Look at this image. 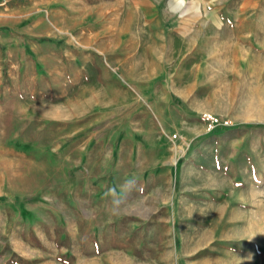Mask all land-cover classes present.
<instances>
[{"label":"rangeland","instance_id":"374dc122","mask_svg":"<svg viewBox=\"0 0 264 264\" xmlns=\"http://www.w3.org/2000/svg\"><path fill=\"white\" fill-rule=\"evenodd\" d=\"M221 121L264 124V0H0V264H264Z\"/></svg>","mask_w":264,"mask_h":264},{"label":"trees","instance_id":"16d2710c","mask_svg":"<svg viewBox=\"0 0 264 264\" xmlns=\"http://www.w3.org/2000/svg\"><path fill=\"white\" fill-rule=\"evenodd\" d=\"M234 129H264V124H240L236 126H229V125H225L224 122L221 121L216 125L215 129L211 131L209 134L201 135L196 140H194L192 142V147L199 146L209 137L220 135L228 130H234ZM179 169H180L179 167L176 169V186H178L179 183V177H178Z\"/></svg>","mask_w":264,"mask_h":264},{"label":"crops","instance_id":"0c3cea01","mask_svg":"<svg viewBox=\"0 0 264 264\" xmlns=\"http://www.w3.org/2000/svg\"><path fill=\"white\" fill-rule=\"evenodd\" d=\"M199 137H200V136H199ZM196 139H197V138H196ZM196 139H195V140H196ZM197 147H198V146H196V147L194 146L193 148H197Z\"/></svg>","mask_w":264,"mask_h":264},{"label":"built area","instance_id":"2783aa9c","mask_svg":"<svg viewBox=\"0 0 264 264\" xmlns=\"http://www.w3.org/2000/svg\"><path fill=\"white\" fill-rule=\"evenodd\" d=\"M218 123H219V122H218ZM218 123H217V124H218ZM217 124H216V125H217Z\"/></svg>","mask_w":264,"mask_h":264}]
</instances>
